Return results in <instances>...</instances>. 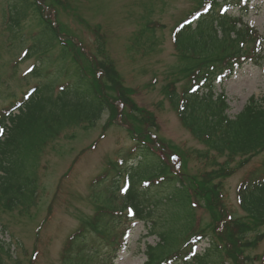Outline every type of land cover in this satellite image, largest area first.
Listing matches in <instances>:
<instances>
[{"label": "trees", "instance_id": "trees-1", "mask_svg": "<svg viewBox=\"0 0 264 264\" xmlns=\"http://www.w3.org/2000/svg\"><path fill=\"white\" fill-rule=\"evenodd\" d=\"M23 1L25 3L16 16L30 5L42 27L38 36L32 39L30 49L44 54L59 47L57 57L69 65L67 74L73 79L55 95L52 94V84L33 86L31 92L23 94L25 100L23 96L20 101L14 96L0 110V206L28 214L29 209L37 204V168L46 143L54 140L65 128L83 122L94 125L107 110V123L118 115L124 118L137 134L134 137L137 142L117 152L115 160L110 161L101 175L105 179L106 174L116 172L109 180V199L96 204L94 213L81 219L64 251L75 246L76 252L83 255L82 232L84 235L95 233L101 235V246L108 249L106 252H110V256L107 259L113 263L126 243L122 236H118L119 232L109 227V223L123 216L128 209L133 219L150 225L148 233L159 235L156 245L146 246V264L176 260L187 248L182 247L184 242L185 245H194L207 232L211 235L210 246L190 261L179 259L180 264H221L224 259L232 264L250 262L243 263L247 259L244 250L256 247L262 237L260 226L264 225V97L249 98L242 111L230 119L226 114L228 106L224 94L213 91L217 76L232 74L235 66L240 67L247 60L257 65L264 61V37L242 20L249 0H244L242 5L241 0H235L240 12L237 16L216 14L215 9L225 0H199L194 13L202 8H206V13L199 14L194 23L189 19L193 15L189 14L173 29L174 47L187 59L179 69L187 80L180 94L173 84L165 86L163 92L183 127L206 146L203 151H196L199 172L189 170L188 154L175 145L169 144L175 151L172 154L178 158L177 162L171 161L168 154L163 158L156 152V143L149 136L151 126L146 123L154 124V115L135 103L133 89L122 84L110 58L85 54L83 44L72 41L61 26L53 22L56 13L52 8L44 9L42 0ZM81 21L91 27L85 20ZM11 22L8 29H17L18 23ZM146 29H150L148 22L135 34L133 45L139 44V36ZM92 31L96 39L101 37L96 36L100 34L99 25L93 26ZM14 67L9 66V72L0 70V79L14 76ZM258 155H262V159L247 171L237 190L243 213L228 214L220 200L223 180ZM121 176L128 185L119 193ZM161 189H168L164 199L159 194ZM190 195L196 198L198 205L199 201L203 202L200 206L209 214L208 223L194 224L195 209L189 200H185ZM115 199L119 203L114 204ZM163 202L173 203L185 212L183 217L178 216L181 227L175 232H157L152 226L156 222L152 218L153 208ZM191 232L194 234L189 235ZM184 236L185 240L175 250L173 246ZM102 248L99 245L90 253ZM0 250L8 253L1 243ZM103 252L98 257L105 263L108 260ZM261 262L264 264V258Z\"/></svg>", "mask_w": 264, "mask_h": 264}, {"label": "rangeland", "instance_id": "rangeland-1", "mask_svg": "<svg viewBox=\"0 0 264 264\" xmlns=\"http://www.w3.org/2000/svg\"><path fill=\"white\" fill-rule=\"evenodd\" d=\"M198 1L42 0L45 8L55 11L56 22L64 33L72 41L83 44L85 54L98 58L107 57L114 62L122 84L133 89L132 98L135 103L154 115V124L150 121L146 123L151 126L149 136L156 143V152L163 158L168 154L169 158L175 152L169 144L177 146L188 154L191 172H199L196 151H203L205 147L182 126L163 91L171 81L178 90L184 83L185 78L179 70L182 62L173 45L171 33L182 18L195 10ZM13 2L18 6L15 0H0V70L9 72V66H15L14 76L0 79V109L8 104L11 93L20 97L30 86L52 84V94L55 95L65 83H72L73 79L67 74L69 65L59 61L57 57L59 47L44 54L30 49L33 44L31 37L37 32L38 22L32 13L27 12L25 19L21 21L16 38L11 37L9 20L6 22L5 18L7 20L8 5ZM232 4L233 1H230L229 5L222 6H228L227 14L236 15L237 7ZM219 7L216 13L221 15ZM248 7L243 20L256 27L264 36V0H251ZM23 11L17 16H22ZM12 12L14 10L10 11L11 17ZM80 18L90 26L99 25L100 34L97 33L96 36L101 37L96 39L92 30L79 21ZM146 22L150 29L139 36L138 45H133L135 34L139 33ZM220 90H223L228 101L227 114L234 117L242 110L249 97H264V61H260L259 65L244 61L241 67L235 68L232 76L224 77L216 83L215 91L219 93ZM108 120L109 113L106 110L94 125L84 122L73 125L61 130L54 140L46 143L37 168V204L29 209L28 214H19V209L10 211L0 206V243L8 252L0 250L2 264H109L98 258L101 251L90 253L102 240L99 234L84 235V231L82 232L84 237L80 239L83 242V255L76 252L75 246L68 252L64 251L69 237L80 226L81 219L92 215L96 204L109 199V180L116 172L111 171L105 179L101 175L110 161L115 160L117 152L137 142L134 138L137 134L124 118L118 115L109 123ZM260 158L261 156L252 157L247 165L223 180V196L220 200L228 214L243 213L238 203L237 190L247 171ZM176 159L171 158V161L175 162ZM167 191L168 189L160 190L162 199ZM185 200H189L190 205L194 206V224L202 226L210 221L208 212L200 206L203 202L199 201L198 205L196 198H191V195ZM115 203H119L118 199H115ZM184 215L181 207L163 202L153 208L152 218L156 222L152 226L157 232H175L176 228L181 227L178 216ZM109 227L118 231V236L127 227V246L120 251L113 264H143L145 244L153 245L158 240L157 235L146 234L147 225L142 221H129L119 217L110 222ZM259 234H262V239L257 246L244 250L243 254L250 260L247 264H262L264 225L260 226ZM250 235L252 234H248ZM185 236L178 239L176 250ZM204 236V240L196 247V252L206 248L211 239L209 232L204 233ZM182 247L186 248L185 242ZM107 250L104 248L105 259L110 256ZM221 264L232 263L224 259Z\"/></svg>", "mask_w": 264, "mask_h": 264}, {"label": "snow or ice", "instance_id": "snow-or-ice-1", "mask_svg": "<svg viewBox=\"0 0 264 264\" xmlns=\"http://www.w3.org/2000/svg\"><path fill=\"white\" fill-rule=\"evenodd\" d=\"M124 189H122V191H123Z\"/></svg>", "mask_w": 264, "mask_h": 264}]
</instances>
